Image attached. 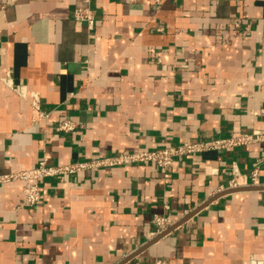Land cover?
Segmentation results:
<instances>
[{"label": "crops", "instance_id": "obj_1", "mask_svg": "<svg viewBox=\"0 0 264 264\" xmlns=\"http://www.w3.org/2000/svg\"><path fill=\"white\" fill-rule=\"evenodd\" d=\"M33 93L46 120H34ZM66 121L74 132L58 130ZM254 131L264 0H0V175ZM235 172L240 188L264 187V141L167 173L134 164L48 178L32 208L22 183L0 184V264H264V190L221 196L150 245L155 215L178 223Z\"/></svg>", "mask_w": 264, "mask_h": 264}, {"label": "built area", "instance_id": "obj_2", "mask_svg": "<svg viewBox=\"0 0 264 264\" xmlns=\"http://www.w3.org/2000/svg\"><path fill=\"white\" fill-rule=\"evenodd\" d=\"M75 20L86 23L90 29L94 27V14L90 9L78 8L74 12ZM182 69H186V63L181 65ZM4 82L12 87L10 77L4 79ZM19 95L26 97L25 87L13 88ZM33 117L35 121H43L48 118V114L41 109V100L39 93H33L30 100ZM76 126L69 121L62 123L58 130L63 132H74ZM264 141V133L251 132L243 133L237 136L212 139L206 138L197 142H184L177 146L168 147L158 151H141L120 153L104 159L93 160L88 162H77L70 165L52 167L48 166L46 160H43L37 167L6 175H0V184L20 182L22 183L23 202L21 207H36L41 202L40 182L57 176L75 174L86 170H96L103 167L127 166L134 164H148L159 168L163 173H167L173 166L175 161L180 158L189 157L196 154H203L210 151H222L235 147L247 146L252 143ZM252 180L255 184L258 183L259 170L255 169L252 173ZM242 187L240 176L235 172V177L232 179L228 187L224 191L237 189ZM153 224L157 229L156 234L169 230L175 225L168 217L163 215H155ZM154 264H167L163 259H157Z\"/></svg>", "mask_w": 264, "mask_h": 264}, {"label": "water", "instance_id": "obj_3", "mask_svg": "<svg viewBox=\"0 0 264 264\" xmlns=\"http://www.w3.org/2000/svg\"><path fill=\"white\" fill-rule=\"evenodd\" d=\"M256 190H264V187H251V188H237V189H231V190H227L221 194H219L218 196L214 197L213 199H211L210 201H207L206 203H204L201 207H199L198 209H196L195 211H193L191 214H189L187 217L183 218L181 221H179L178 223H176L173 227H171L169 230H167L166 232L162 233L159 237H157L154 241H152L150 243V245L156 243L157 241H159L161 238H163L164 236L168 235L169 233H171L173 230H175L176 228H178L179 226L183 225L184 223H186L187 221H189L191 218H193L196 214H198L200 211H202L204 208H206L207 206H209L212 202L216 201L218 198H220L221 196L227 195V194H233V193H237V192H243V191H256ZM126 261H124L121 264H124Z\"/></svg>", "mask_w": 264, "mask_h": 264}]
</instances>
